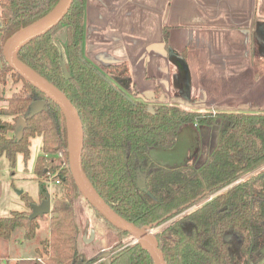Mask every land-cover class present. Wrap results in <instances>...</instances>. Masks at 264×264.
<instances>
[{"label": "trees", "instance_id": "16d2710c", "mask_svg": "<svg viewBox=\"0 0 264 264\" xmlns=\"http://www.w3.org/2000/svg\"><path fill=\"white\" fill-rule=\"evenodd\" d=\"M60 1L0 0V85L8 74L22 83L0 107V158L5 155L13 168L17 155L27 160L32 139L42 136L35 164L38 203L47 198L48 180L61 179L51 214L33 217L31 208L0 216V238L9 240L21 230L29 243L39 239L35 264H106L103 256L88 257L80 250L74 204L83 195L70 168L67 116L4 57L7 42L48 16ZM85 37V0H74L60 24L23 46L18 58L76 107L84 131L82 169L96 192L124 219L152 230L167 264H262L264 112L185 109L179 102L160 101L159 87L156 99L148 100L140 95L130 62L94 63L84 55ZM164 39L169 46L167 27ZM181 54L186 57L185 50ZM38 101L44 109L32 114ZM20 118L27 121L22 138L15 132ZM217 118L218 145L206 162L195 163L193 153L183 164L152 157L153 149L175 150L186 126L213 125ZM140 173L147 190L138 184ZM21 196L29 207L37 203L28 192ZM91 207L115 231L111 264H156L144 242ZM41 221L49 222L45 237L38 235Z\"/></svg>", "mask_w": 264, "mask_h": 264}, {"label": "crops", "instance_id": "0c3cea01", "mask_svg": "<svg viewBox=\"0 0 264 264\" xmlns=\"http://www.w3.org/2000/svg\"><path fill=\"white\" fill-rule=\"evenodd\" d=\"M85 8L84 55L98 65L130 62L140 94L159 87L160 101L185 109L264 112V0H85ZM166 27L169 46L185 50L189 99L176 62L150 50L165 41ZM3 194L0 178V201Z\"/></svg>", "mask_w": 264, "mask_h": 264}, {"label": "rangeland", "instance_id": "374dc122", "mask_svg": "<svg viewBox=\"0 0 264 264\" xmlns=\"http://www.w3.org/2000/svg\"><path fill=\"white\" fill-rule=\"evenodd\" d=\"M5 57V56H4ZM1 58V56H0ZM22 83L15 81L11 74H8L3 83L0 85V107L7 105V99L16 91L20 90ZM217 122L213 125H201L198 127L196 124L187 127L188 149L186 151L177 153V155H166L161 153H153V158L165 164H183L189 156L193 153L195 163L206 162L213 154L218 145L219 140V127L221 120L217 118ZM190 132V133H188ZM182 149V145L178 144L173 151L175 152ZM157 151H163L158 150ZM42 153V138L36 137L31 145L30 156L27 160L24 159L22 154L17 155L16 164L13 168L9 166L8 159L5 155L0 158V178L3 182L4 194L0 201V216L11 214L12 211L30 210L21 193L28 192L32 197L39 201V179L35 173V164L38 156ZM180 157V159H179ZM49 192L51 197L56 186L48 183ZM75 208L77 212V219L81 226L80 236V250L88 257L103 256L109 252V249L116 242V234L114 229L109 226L104 219L96 214L94 209L83 197L79 196L75 201ZM40 237H45L49 231V222L41 221ZM126 239V238H125ZM39 239H35L31 243L23 239L21 230H16L13 237L9 240L0 238V259L7 261L9 257H24L30 255L34 257L26 262L13 261L10 264H35L36 263V243ZM132 241L127 238L125 242ZM262 264H264V259Z\"/></svg>", "mask_w": 264, "mask_h": 264}, {"label": "water", "instance_id": "95a60500", "mask_svg": "<svg viewBox=\"0 0 264 264\" xmlns=\"http://www.w3.org/2000/svg\"><path fill=\"white\" fill-rule=\"evenodd\" d=\"M73 2L74 0H61L59 4L55 7V9L49 14L51 15L52 13H54L53 17L51 18L49 22L32 29L30 32L26 34H23L25 30L33 27L35 25L34 24L28 27L27 29H24L20 33L16 34L15 36H13L7 42L4 48L5 60L14 70H16L20 75H22L25 79H27L35 87L41 90L49 98L54 100L64 110L67 116L68 125H69L70 141H71V126H73L74 131H75V141H76L75 150H72L71 142H70V153H71L70 154V168H71L73 177L75 179V182L78 188L80 189L83 197L95 209H97L111 224H113L114 226L118 228H121V229H124L130 232L134 236L135 241L141 240L142 242H144L149 248L156 264H167L164 254L162 252V249L159 245V242L157 238L154 236L152 230L145 228V227H138L134 223L124 219L120 214H118L109 204H107L100 197V195L96 192L94 187L91 185V183L85 176L83 169H82L84 131H83V125H82L80 115L76 107L74 106V104L62 91H60L50 82H48L46 79L40 76L36 71H34L32 68H30L28 65L23 63L18 58V52L23 46H25L31 40L37 37H40L41 35L46 34L50 30H52L54 27L60 24V22L65 17V15L70 10ZM151 49L162 52L165 56H167L168 58L176 62L179 68L180 74H181L183 90L185 93H187V94H184V97L189 99L190 92H191V79H190L189 65H188L186 58L182 56L179 52L174 50L172 47L167 46L166 41L152 44L150 46V50ZM103 61H104L103 65L117 64L120 62V61L118 62L114 58H105V60L103 59ZM1 69H2V60L0 58V72H1ZM32 71L35 72V74H37L39 78L36 77V75L32 74ZM41 79L44 80V82ZM140 95L142 97H154V99H156V94L153 92L152 93L145 92L144 94H140ZM44 105L45 103L43 101L35 102L32 106V114L43 110ZM152 109L153 107H150V110ZM71 121H72V125H71ZM26 126H27L26 118H20L15 128L16 136L18 138H22ZM187 131H188L187 127H185L183 130L184 134L178 140V143H177V145L178 144L182 145L181 150L175 151V152H164V151H157L153 149L151 151V155H153V153H158V154L161 153V154L174 156V155H177V153L183 152L184 150L186 151V148L188 149ZM83 176L86 177L89 184L93 187L94 193L88 188L86 182L83 179ZM138 184L143 190H147L145 175L142 173H140L139 175ZM51 212H52V197H51L50 192H48L47 198L45 200H43L40 203L32 204V216L33 217L48 215V214H51ZM261 252L264 255V247L262 248ZM104 255L107 258L106 264H111V253L106 252Z\"/></svg>", "mask_w": 264, "mask_h": 264}, {"label": "bare ground", "instance_id": "6f19581e", "mask_svg": "<svg viewBox=\"0 0 264 264\" xmlns=\"http://www.w3.org/2000/svg\"><path fill=\"white\" fill-rule=\"evenodd\" d=\"M54 13H52L51 15L47 16L46 18H44L42 21L36 23L33 27L27 29L24 31L23 34H26L28 32H30L32 29L41 26L47 22H49L51 20V18L53 17ZM32 74L36 75V77L39 78V76L37 74H35V72L32 71ZM42 80V79H41ZM44 82V80H42ZM71 125H72V121H71ZM75 146H76V141H75V131L73 126H71V148L72 150H75ZM84 181L86 182L88 188L93 192V187L89 184L88 180L86 179L85 176H83ZM94 193V192H93Z\"/></svg>", "mask_w": 264, "mask_h": 264}, {"label": "built area", "instance_id": "2783aa9c", "mask_svg": "<svg viewBox=\"0 0 264 264\" xmlns=\"http://www.w3.org/2000/svg\"><path fill=\"white\" fill-rule=\"evenodd\" d=\"M48 183H53L54 185H59V184H61V179L60 178H57V179H53V178H50L49 180H48Z\"/></svg>", "mask_w": 264, "mask_h": 264}]
</instances>
